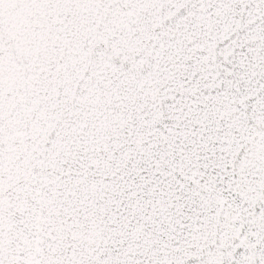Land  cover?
<instances>
[{
	"label": "snow or ice",
	"instance_id": "obj_1",
	"mask_svg": "<svg viewBox=\"0 0 264 264\" xmlns=\"http://www.w3.org/2000/svg\"><path fill=\"white\" fill-rule=\"evenodd\" d=\"M0 264H264V0H0Z\"/></svg>",
	"mask_w": 264,
	"mask_h": 264
}]
</instances>
